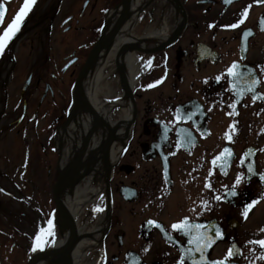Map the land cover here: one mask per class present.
Segmentation results:
<instances>
[{
	"label": "flooded vegetation",
	"instance_id": "1",
	"mask_svg": "<svg viewBox=\"0 0 264 264\" xmlns=\"http://www.w3.org/2000/svg\"><path fill=\"white\" fill-rule=\"evenodd\" d=\"M39 1L31 4L19 30L0 53V65H6V53L7 60L16 65L9 73L0 70V89L5 94L0 95V108L20 109L14 122L22 125L24 141L34 133L33 153L25 144L27 171L30 168L37 176L49 165L48 152L56 156V164L46 171L54 179L49 212L52 222L56 214L52 193L63 150L62 142H58L60 130L69 124L75 84L100 38L106 15L124 0L106 1L108 6L87 26H80L81 19L74 14L64 19V33L73 34L69 46L76 44L77 48H72L61 67L48 55L51 68L44 74L30 73L21 87L17 83L13 95L10 91L19 68L13 45H26L32 51L46 49L61 15L63 0L37 14L34 7ZM18 2L0 0V27L4 25L0 36L25 0ZM98 2H94V10ZM147 3L138 23L147 15L151 24L157 19L155 31L164 24L168 32L162 41L149 44L148 49L159 48L156 54L143 55L146 64L134 93L135 113L128 144L124 153H119L122 155L113 170L110 194L104 188L100 197L98 229L90 233L102 237L92 249L97 253L92 264H202L204 260L209 264L226 260L228 264H264V247L253 243L264 240V3ZM89 4L86 0L84 12ZM45 57L37 56L35 65ZM233 64L238 65L233 69L237 76L229 75ZM226 148L231 149L226 167L219 166L222 160L213 165V159ZM249 166L253 171H248ZM22 173L16 172L21 185L13 181L17 198L0 184V195L18 204L12 207L3 203L0 207V264L29 263L36 236L33 231L42 218L36 191ZM0 175L7 178L2 170ZM209 184L211 187L206 186ZM252 201L259 202L245 218V206ZM185 220L191 231L172 227ZM197 224L202 225L201 233L215 239L203 257L192 240ZM217 229L222 239L216 238ZM54 232L52 225V242ZM230 249L236 253L231 258L227 256Z\"/></svg>",
	"mask_w": 264,
	"mask_h": 264
},
{
	"label": "bare ground",
	"instance_id": "2",
	"mask_svg": "<svg viewBox=\"0 0 264 264\" xmlns=\"http://www.w3.org/2000/svg\"><path fill=\"white\" fill-rule=\"evenodd\" d=\"M148 1L132 0L130 18L118 32L109 51L100 52L93 69L83 79L80 92L88 106L78 95V102L82 103L85 110L77 109L73 112L69 124L60 130L58 142H62L63 150L59 161V175L75 160L83 157L82 167L78 168L76 175L65 186H62L60 194L65 207L75 220L77 219L80 242L72 252L73 264H81L87 252L98 245L100 236L91 235L96 232L97 226L91 228L88 225L80 226L79 218L83 216L86 207L100 202L105 188L106 169L107 167L113 169L119 153L128 144L133 111L130 93L133 92V86L142 73L141 60L136 56V50L138 51L139 47L149 48V44L162 41L168 32V28L162 24L158 30H150L144 40L135 38L134 30L139 21V9L148 4ZM118 14L119 10L110 13L105 31L115 24ZM120 49L124 50L115 59ZM109 75L111 78L121 77L124 94L113 92L110 83L107 82ZM101 95L106 96L108 100L100 99ZM111 137V146L106 158L105 147ZM69 235V229L66 228L61 233L59 228H56L55 246H62ZM38 264H47V261L43 260Z\"/></svg>",
	"mask_w": 264,
	"mask_h": 264
},
{
	"label": "rangeland",
	"instance_id": "3",
	"mask_svg": "<svg viewBox=\"0 0 264 264\" xmlns=\"http://www.w3.org/2000/svg\"><path fill=\"white\" fill-rule=\"evenodd\" d=\"M89 1H90V4L88 8L85 10V12L83 10L84 9L83 6L86 0H63L62 1L61 6H60L61 15L57 21L58 23L56 24L53 36H51L49 38V41L47 42L46 49L41 48L42 49L41 50V49L35 48L32 51L30 50L29 47H26V45H25V48L21 46L19 47L18 45H13L12 51L15 52V55L18 58L19 68L15 72L16 79H15V82L12 83V87L14 89L10 91L11 94L13 93V95H15L16 89H18L17 83H18V86L21 87L24 80L30 73L32 72L39 73L40 71H42L44 74L46 68L48 67L51 68L52 63L47 62L48 55L51 57H54L55 61L59 64V66L63 65L66 62V61H63L64 58L67 55H69L73 49H76L77 45L76 44L71 45L72 47L69 46V42L72 40L73 34L64 33V29L66 27V25L62 24L64 19H66L69 15L74 14L77 18L81 19L80 26H87L91 18L98 17L101 11H103L105 7L108 6V4H106L107 3L106 1H109V0H99L98 6L95 10H94V2H96V0H89ZM59 2L60 0H40L39 2H37V5L36 7H34V9H36L37 14H41L45 12L46 10L48 11L51 10L53 7H55L56 4H59ZM48 4L49 6L47 7ZM141 18H142V15H141ZM156 24H157V19H155V21L151 24L150 21H148V18L146 15L143 18V20H141V23H138L136 29L134 30L135 38L139 39L140 41L144 40V38L147 37L150 30L154 31V29L157 27ZM3 26L0 27V30L3 28ZM42 54H46L45 59L41 58L40 63H37L35 65V59L37 58V56H40ZM143 55L144 54L139 51L136 54V56L141 59L140 64L142 65V68H143V65L146 64V61H145L146 58H144ZM7 57H8V53L5 54V58L3 59L6 62V65L4 66L2 63L0 65V70L2 69L3 73H7L9 70H12L13 68L15 69L16 67L15 64L13 65V63L7 60ZM110 75H109V79L107 80V82L110 83L111 89L113 90L115 94L116 93L122 94L123 92H122L121 78L118 76L111 78ZM5 82L9 84L10 86V83H11L10 80L7 79ZM58 87L61 89H64L63 86H61V84H59ZM115 94H113V96ZM0 95L1 97H5V94L3 90L1 91V89H0ZM101 98L102 100H108L107 97L103 95L100 96V99ZM118 110L116 111L117 113L119 112ZM20 112H21L20 109L5 110V109L0 108V170H2L7 175V178L0 175V184L4 188H8L10 189V191L15 193L14 195L17 198L19 195L16 193L15 189L13 188L14 186L13 181H15L19 185L23 183L21 182L20 176L17 175L16 172L20 174L25 168V171L22 173V176H24L27 184H29L30 187L32 186L31 188L36 191V195L38 198L37 205H38L42 218L40 220V223L37 225L36 229L33 231V234L35 233V235H37L39 232H41V229H44L45 231L44 233H42L41 245L36 247L35 250L34 249L31 250L29 252V255H31L33 254V251H43L46 248H49V249L51 248L52 238L49 233L51 230H49L48 222L51 221V218H52L49 212L51 208L50 207L51 206V187H52L54 179L50 178L51 177L50 173L46 171H47V168L49 169L51 167H54V165L56 164V156L48 152L47 158L49 161L48 163L49 165L48 166L46 165V167L43 169L42 172H38L37 176L33 175L34 172L32 171V169L29 168L30 171L26 170L27 163L25 162V157L27 154V147L25 144L30 146L31 153H33V150H34L33 143L35 142L34 141L35 136H34V133H31L26 137L25 141L23 140L22 138L23 134L21 131L22 125L19 126L18 124L14 122L17 119ZM48 133H49V129L46 130V137H48ZM41 141L43 142L44 140L42 139ZM0 198L2 199V202L0 203V207L3 203L5 205L9 204V206H12V207H16L18 205L17 202L16 201L14 202L12 198L10 199L11 201L9 199H6V197L3 198L2 195H0ZM101 206L102 205L97 202L94 205H90L86 207L83 216L79 218V225L80 226L88 225L90 226V228L97 226L96 223L99 219V215L100 217H102L101 216L102 214ZM0 218H3L2 212H0ZM1 226L2 224H0V229L3 228ZM92 251L93 250H90L86 254L84 259L81 261V264H92V262L95 261L97 253H94V252L92 253ZM20 264H26V263L21 261Z\"/></svg>",
	"mask_w": 264,
	"mask_h": 264
},
{
	"label": "water",
	"instance_id": "4",
	"mask_svg": "<svg viewBox=\"0 0 264 264\" xmlns=\"http://www.w3.org/2000/svg\"><path fill=\"white\" fill-rule=\"evenodd\" d=\"M131 2L132 0H124L122 3L121 15L116 21V23L110 29L106 31L105 29L103 30L100 40L98 41L96 47L94 48L88 60V63L83 68L78 78V81L76 84V92L74 95L75 105H74L73 112H75L77 109L85 110V108L82 107L83 106L82 103L79 104L78 102L79 101L78 95H80V97L82 98V101H85L82 93L80 92L83 79L88 74V72L93 69L94 65L96 64L98 60V56L100 52H102L103 50L109 51L110 46L114 42L123 24L131 16V13H130ZM140 11H142V9ZM136 48L137 47H135V49ZM139 50L142 51L143 49L139 47ZM118 57L119 55L117 56V58ZM130 97L133 98L132 93H130ZM84 103H86V105L88 106L86 101ZM111 140H112V137L107 142V145L105 147L106 158L109 152V148L111 146ZM81 158L83 157H80L77 160H75L72 164L69 165L66 171L60 173L58 181L54 188V198H55V202L57 205V225L59 227V231L62 233L63 230L67 228L70 230V235L62 246L58 248L54 247L50 251L36 255L34 258H32L29 264H38L40 262H43V260H46L47 264H73L72 252L75 246L77 245V243L79 242V234H78L75 218L72 216L69 210L65 207V204H63L60 194H61L62 186H65L67 182L76 175L78 168L82 167ZM107 168L108 169H106V173H105V184H106L107 189H109L110 179H111V174H112L113 169H110V167H107Z\"/></svg>",
	"mask_w": 264,
	"mask_h": 264
},
{
	"label": "snow or ice",
	"instance_id": "5",
	"mask_svg": "<svg viewBox=\"0 0 264 264\" xmlns=\"http://www.w3.org/2000/svg\"><path fill=\"white\" fill-rule=\"evenodd\" d=\"M229 2H231V0H229ZM258 2L260 3H264V0H258ZM35 0H25L24 6L20 9V12L17 14V16L15 17L13 23L11 25L8 26L7 30L4 32L3 36H0V53H3L5 46L7 45V43L14 37V35L16 34V32L19 30V26H20V22H22L23 17L27 14V11L30 10L31 4H34ZM245 17L247 16V12H245ZM2 19H3V12H0V23H2ZM240 23H243V21H241ZM262 24H264V21H262ZM239 25H232L231 27H238ZM262 30H264V27H262ZM250 34V33H248ZM238 65L233 64L232 68L229 69V75L232 76H237L239 75V73L234 72L233 69H237ZM264 70V69H262ZM254 83H257L256 81H254ZM230 107L235 108V105H230ZM190 118V117H189ZM183 131V130H182ZM229 140H231V137H227ZM231 157V149H224V152L221 154V156H217L215 159H213L212 163L213 165H217V161H223L219 166L223 169L224 167H226L227 162H228V158ZM248 171H253L252 167L249 166ZM239 183V178L237 179V184ZM207 187H211V185H206ZM236 193L233 191V195H235ZM217 200H220L221 198L219 196L216 197ZM259 201H252L250 204L245 206L243 215L245 218H247L248 215V210L251 209L254 204L258 203ZM49 230H51L52 228V222L49 221ZM149 223L155 224L154 221H150ZM157 227H159V225H156ZM174 229H182V228H188V231H191V226L188 225V221L185 220L183 222V224H174L172 226ZM202 225H195V231H196V235L192 238L193 243L196 244V250L199 251L201 253V256H204V250L207 249L208 247H211L212 244L215 243V239H213L212 236L207 235L206 233H201L200 229H201ZM44 229H41V233H44ZM185 234H188V232L186 231ZM216 238L217 239H222L223 235L221 233V231L219 229L216 230ZM37 243L39 245V242L41 240L40 236L36 237ZM253 243H257L259 244L261 247H264V240L261 241H255ZM35 250V249H34ZM235 251L233 249H230L227 256L229 258L233 257L235 255ZM181 264H183V262H181ZM202 264H209L208 261L204 260L202 261ZM212 264H228V261H215L212 262Z\"/></svg>",
	"mask_w": 264,
	"mask_h": 264
}]
</instances>
